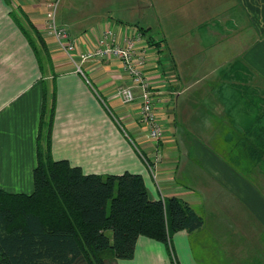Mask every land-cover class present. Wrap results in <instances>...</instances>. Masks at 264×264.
<instances>
[{
    "label": "crops",
    "instance_id": "1",
    "mask_svg": "<svg viewBox=\"0 0 264 264\" xmlns=\"http://www.w3.org/2000/svg\"><path fill=\"white\" fill-rule=\"evenodd\" d=\"M94 1L61 0L57 10V23L78 40L79 53L91 49L105 25L114 23L122 33L142 26L134 17L101 13ZM172 1L180 5L175 8L186 5L192 14L197 41L192 58L181 59L179 46L171 52L168 45L167 52L163 39L161 48L148 43L146 38L155 36L148 34L151 26L144 16L148 27L135 42L146 56L142 70L152 82L162 126L161 138L154 141L139 113V98L123 103L116 95V89L127 82L120 61L88 58L80 63L78 57L71 61L43 32V0H0V188L33 191L44 103L41 132L45 136L48 130L46 146L53 159H67L84 173H139L151 198L176 196L202 217L199 228L175 231L168 241L139 235L133 255L112 264H264V252L246 251L251 245L234 240L235 226L243 232L240 220L234 218L237 213L228 209L234 206L233 192L215 173L234 169L218 153L257 150L255 191L264 199V0H160V6L171 7ZM156 5L160 7L154 0H133L131 9ZM249 24L254 32L238 33L235 25ZM238 38L245 39L239 48L234 44ZM166 53L170 57L163 60ZM185 62L187 72H209V80H180V73L185 78L181 67ZM189 133L208 142L187 139ZM205 152L212 153L211 161H205ZM237 176L251 186L246 173ZM204 187L210 193L202 196ZM243 208L250 212L248 225L256 234L259 231L260 239L264 228L251 209ZM235 247L242 253L233 257Z\"/></svg>",
    "mask_w": 264,
    "mask_h": 264
},
{
    "label": "trees",
    "instance_id": "2",
    "mask_svg": "<svg viewBox=\"0 0 264 264\" xmlns=\"http://www.w3.org/2000/svg\"><path fill=\"white\" fill-rule=\"evenodd\" d=\"M35 36L48 58L38 31ZM146 39L161 46L162 39ZM45 113L43 103L33 191L0 188V264H112L133 255L139 235L168 241L175 231L202 225L186 201L151 198L139 173H84L67 159H53L48 130L45 136L41 132Z\"/></svg>",
    "mask_w": 264,
    "mask_h": 264
},
{
    "label": "rangeland",
    "instance_id": "3",
    "mask_svg": "<svg viewBox=\"0 0 264 264\" xmlns=\"http://www.w3.org/2000/svg\"><path fill=\"white\" fill-rule=\"evenodd\" d=\"M155 3L160 4V0H154ZM182 2V1H181ZM95 6L98 11H100L103 14H106L110 17H124V18H130L134 17L136 20L135 22H138L145 28L148 27V25L151 26V29L149 30V35L155 36V40L160 41V39H163L164 44H167L165 50L168 52V45L170 49L173 47L179 46L181 47V59L186 58H192V52L194 51V48H192L193 45L197 46V41L194 40V35L196 34L195 31V25L192 23V14L188 12L187 8L183 6L182 9L175 8L178 5L175 4L174 1H172L171 4L174 3V5H171V7L162 8L161 6L146 9H136L135 11H132L131 5L133 4V0H95L94 1ZM170 4L169 2H167ZM80 5H82V2H80ZM173 6V7H172ZM175 6V7H174ZM78 13L80 14V11L78 10ZM144 16L147 17V21L150 22V24H146L144 21L145 19H142ZM141 20V21H140ZM132 21V20H130ZM236 28H238V33L240 34L241 31H249L254 32L253 28H251L249 25H235ZM241 26V27H240ZM244 26V29L241 30V28ZM210 25H205L204 28L208 29ZM213 29H216L215 25L211 26ZM245 39L238 38L234 40V44L238 45V48L242 45ZM208 44V42H206ZM184 44V46L181 45ZM208 47V46H207ZM171 52L173 51L170 50ZM169 54V53H168ZM167 53L162 54L164 58L163 60H166L165 58L170 57ZM180 54V53H179ZM191 54V55H190ZM185 64H182L181 67L184 71V76L181 77L180 80L186 79V80H195V79H203V80H209L210 73L209 72H202V73H196V72H187L188 66ZM193 82V81H192ZM192 133V132H190ZM188 134L186 138L195 140L198 138L204 143H207L205 137L199 136V135H192ZM191 135V136H189ZM238 138V137H236ZM255 141L258 140V137H254ZM236 140V139H235ZM257 148V145H251V148ZM205 161H211L213 159V155L210 152H205ZM207 154V155H206ZM219 158L222 160L227 161L230 166H233L234 169H220L216 171V175L218 176L219 180L224 183L226 187H228L229 190L233 192V202L234 206H228L230 210H234V212L237 213V216L235 215V219L240 220L241 223H239V226L241 227V231L235 226V229H232L234 231V240L237 242L238 240L245 241V247L251 245V248H246V251L249 250L250 252H264V245L262 244L264 242V234L260 239H258L259 231L253 232L251 227L248 225V219H250V212L243 208L248 207L251 209V214L253 217H255L258 221V225L260 229L264 228V199L258 193L255 191L257 190V175H258V169H257V160L259 158V152L257 150L250 151V152H242V151H233V152H227V153H218ZM264 154V153H263ZM218 159V158H217ZM243 164L245 166H243ZM208 165L210 166L209 162ZM211 167V166H210ZM212 168V167H211ZM214 170V169H213ZM248 171V172H247ZM214 172V171H213ZM246 173L249 178L247 179L250 181L251 186L245 184L240 177L237 176L238 174ZM204 192V193H203ZM203 192L200 194L203 196V194H209L210 192L207 190V188H203ZM213 204V203H212ZM243 205V207H240ZM235 206H238L236 208ZM256 215V216H255ZM257 216L260 218L258 219ZM247 222V223H246ZM264 230V229H263ZM219 234V233H218ZM216 236V234H213ZM222 239V238H221ZM245 239V240H244ZM205 241L208 239L205 238ZM219 240V239H214ZM247 240V241H246ZM257 241H260V247L257 245ZM208 242V241H207ZM216 242V241H215ZM214 243V242H213ZM257 247L256 249H254ZM208 248V247H207ZM233 250V257L239 255L242 253V249H237L236 247ZM223 257V256H222Z\"/></svg>",
    "mask_w": 264,
    "mask_h": 264
},
{
    "label": "built area",
    "instance_id": "4",
    "mask_svg": "<svg viewBox=\"0 0 264 264\" xmlns=\"http://www.w3.org/2000/svg\"><path fill=\"white\" fill-rule=\"evenodd\" d=\"M61 0H43L45 35L53 37L59 49L71 61L76 57L80 63L88 58L118 60L127 74V82L116 89V95L123 103H131L139 98V113L148 125V136L158 141L162 136V126L155 112V99L151 90V80L144 75L142 66L146 56L137 48L138 32L122 33L112 24L103 26L95 35L91 49L78 52V40L73 38L67 28L57 23V10ZM80 70V65L77 64ZM139 89L138 96L135 89Z\"/></svg>",
    "mask_w": 264,
    "mask_h": 264
}]
</instances>
